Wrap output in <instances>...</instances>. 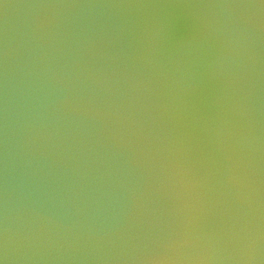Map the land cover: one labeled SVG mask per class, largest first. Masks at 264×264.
<instances>
[{"label":"water","instance_id":"water-1","mask_svg":"<svg viewBox=\"0 0 264 264\" xmlns=\"http://www.w3.org/2000/svg\"><path fill=\"white\" fill-rule=\"evenodd\" d=\"M0 264H264V0H0Z\"/></svg>","mask_w":264,"mask_h":264}]
</instances>
